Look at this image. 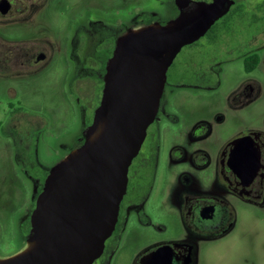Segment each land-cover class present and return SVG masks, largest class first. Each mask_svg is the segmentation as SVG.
Listing matches in <instances>:
<instances>
[{"label":"flooded vegetation","instance_id":"1","mask_svg":"<svg viewBox=\"0 0 264 264\" xmlns=\"http://www.w3.org/2000/svg\"><path fill=\"white\" fill-rule=\"evenodd\" d=\"M231 1L228 12L169 66L157 113L129 165L115 228L92 264H114L133 229L128 239L139 246L130 264H211L207 253L233 242L243 211L254 218L264 214V111H254L251 119L244 115L264 103V0ZM133 2L134 10H126ZM165 6L159 11L143 7V0H0V81L10 96H20L21 87L29 95L31 80L49 67L56 49L68 52L75 70L72 92L94 101L83 108L82 131L71 150L94 120L118 38L178 16L177 0ZM235 15L240 22L232 26ZM220 21L232 30L215 29ZM237 60L243 76L224 89V68ZM218 92L219 100L204 103ZM29 112L20 106L0 122L9 153L14 150L33 186L18 222L23 242L51 169L39 162L43 121ZM262 248L264 242L261 248L253 244L244 259L258 264Z\"/></svg>","mask_w":264,"mask_h":264},{"label":"water","instance_id":"2","mask_svg":"<svg viewBox=\"0 0 264 264\" xmlns=\"http://www.w3.org/2000/svg\"><path fill=\"white\" fill-rule=\"evenodd\" d=\"M231 4L177 0L176 18L118 38L92 124L81 144L51 167L24 247L0 256V264H92L102 254L126 192L129 165L157 113L169 66Z\"/></svg>","mask_w":264,"mask_h":264},{"label":"rangeland","instance_id":"3","mask_svg":"<svg viewBox=\"0 0 264 264\" xmlns=\"http://www.w3.org/2000/svg\"><path fill=\"white\" fill-rule=\"evenodd\" d=\"M168 0H143V7L162 11ZM135 2L126 6V10H134ZM164 6V8L162 7ZM123 7L115 8L114 12H122ZM240 22V17L232 18V26ZM233 27L217 23L215 29L232 30ZM54 38V36H53ZM243 62L237 60L225 66L223 72L224 89L243 76ZM75 70L68 52H59L55 55L49 67L35 74L30 82V94L24 95L27 88L21 87V95L13 97L9 95L7 84L0 81V122L8 114H13L20 106L33 110L35 117L43 121V131L39 140V162L47 167L58 163L70 151L71 143L81 133L84 121V107L91 109L94 101L89 97L77 96L71 90V82ZM20 87V86H18ZM224 89L220 90L224 92ZM221 98L220 92L211 95L204 103L212 104ZM203 102V99L200 100ZM88 110V109H87ZM264 111V103L245 111V118L251 119L252 114ZM26 113V114H28ZM24 114V113H23ZM37 115V116H36ZM3 129L0 126V132ZM8 138L0 135V256L12 255L22 249L26 243L20 234L19 218L25 212L33 189L30 178L24 173L21 165L14 159V150L9 153L7 148ZM8 149V152H7ZM264 214L261 212L259 218H255L242 212L240 230L232 243L218 244L217 248L210 250L208 260L211 264H252L251 260L244 257L249 247H262L264 242ZM259 224H254L253 221ZM256 232L257 235H254ZM136 230L133 229L127 240L123 242L114 264H130L131 258L139 245H135L128 239L133 237ZM153 233V232H148ZM257 236V239L254 240ZM264 264V249L260 251V261Z\"/></svg>","mask_w":264,"mask_h":264}]
</instances>
